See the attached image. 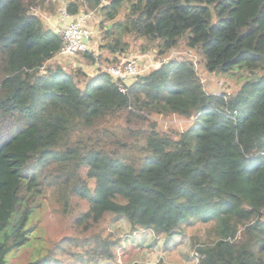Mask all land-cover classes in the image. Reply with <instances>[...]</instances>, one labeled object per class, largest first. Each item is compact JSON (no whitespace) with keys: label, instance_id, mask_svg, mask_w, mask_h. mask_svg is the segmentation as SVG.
I'll return each instance as SVG.
<instances>
[{"label":"trees","instance_id":"16d2710c","mask_svg":"<svg viewBox=\"0 0 264 264\" xmlns=\"http://www.w3.org/2000/svg\"><path fill=\"white\" fill-rule=\"evenodd\" d=\"M65 8L97 11L102 37L93 33L79 53L95 66L101 54L125 58L126 37L161 56L184 40L209 73L244 82L209 93L195 62L181 59L135 75L121 92L108 73L48 64L62 41L35 11L55 14L53 0H0V264L28 242V215L50 190L60 202L88 203L84 228L108 213L168 239L213 222V240L194 247L196 264H264V0H69ZM160 116L192 125L174 139L160 132ZM72 244L83 249L73 264L115 259L116 242L101 235Z\"/></svg>","mask_w":264,"mask_h":264},{"label":"rangeland","instance_id":"374dc122","mask_svg":"<svg viewBox=\"0 0 264 264\" xmlns=\"http://www.w3.org/2000/svg\"><path fill=\"white\" fill-rule=\"evenodd\" d=\"M57 6L55 14L36 10L37 16L50 29L49 22L60 18V12L66 7L69 0H53ZM72 1V0H71ZM82 15L92 13L88 26L95 34L100 32L97 11L81 8ZM124 11L118 17L123 18ZM57 16V17H53ZM96 31V32H95ZM100 38L102 33H99ZM93 38V37H92ZM128 49L125 58L118 62H105L103 54L100 55L98 64L103 66L116 65L123 59L134 61L137 64V74H146L157 69L161 63L170 60L189 59L195 62L196 69L204 88L207 92L217 93L226 91L235 93L244 82V78L238 75H224L209 73L205 69L203 58L198 51L186 46L184 40L167 52L158 55L156 45L147 43L143 39L126 37ZM70 64V66L86 64L94 65L84 58L83 54L72 57H54L48 64ZM92 66H87L92 71ZM94 67H96L94 65ZM93 67V68H94ZM97 68V67H96ZM95 70V68L93 69ZM163 132L174 139L178 138L180 132L192 125V120H184L175 116L154 117ZM91 187V183H90ZM92 188V187H91ZM52 190L39 198L38 203L29 213L24 229L28 231L29 240L19 250L11 252L7 256V264H28L32 260L50 257L58 258L62 264H73L77 253L83 249L73 245L72 242L82 239L87 235H101L116 242L115 259L113 261H101L99 264H133L135 262L154 264L163 261L166 264H196L197 253L194 247L213 240V222L202 224L195 222L186 227L185 236L168 238L156 235L151 230H135L124 219L115 218L113 215L105 214L99 223L91 226L80 225L79 218L88 209V203L74 195L69 196L68 202H60L52 196ZM195 243V245H194Z\"/></svg>","mask_w":264,"mask_h":264},{"label":"built area","instance_id":"2783aa9c","mask_svg":"<svg viewBox=\"0 0 264 264\" xmlns=\"http://www.w3.org/2000/svg\"><path fill=\"white\" fill-rule=\"evenodd\" d=\"M92 13L74 17L63 7L60 12V20L64 22V26L59 29L57 34L62 41L61 49L58 56L72 57L88 50V43L93 35L92 30L88 26V21ZM97 71L108 73L114 80L119 81V90L124 92L126 81L137 75V65L134 61L123 60L117 65H106L101 67L96 64Z\"/></svg>","mask_w":264,"mask_h":264},{"label":"crops","instance_id":"0c3cea01","mask_svg":"<svg viewBox=\"0 0 264 264\" xmlns=\"http://www.w3.org/2000/svg\"><path fill=\"white\" fill-rule=\"evenodd\" d=\"M82 15L81 13L78 14V15H75L74 17H77V16H80ZM53 17H57V16H53ZM61 18L57 17V20L56 21H53V22H49L50 24V27L52 28V31H54L55 33H57L59 31V29H61L63 26H64V22H62L60 20ZM96 32V31H95ZM94 33V32H93ZM93 43V41H91ZM92 43H90V45H92ZM90 49V48H89ZM98 53V52H97ZM77 67L80 66L82 67V69L86 72V74L89 76V77H93L95 76L98 72H97V68L92 66V65H86V64H80V65H76ZM87 66H92V71H89L88 67ZM95 70H93L94 68Z\"/></svg>","mask_w":264,"mask_h":264},{"label":"water","instance_id":"95a60500","mask_svg":"<svg viewBox=\"0 0 264 264\" xmlns=\"http://www.w3.org/2000/svg\"><path fill=\"white\" fill-rule=\"evenodd\" d=\"M110 28V27H109Z\"/></svg>","mask_w":264,"mask_h":264}]
</instances>
